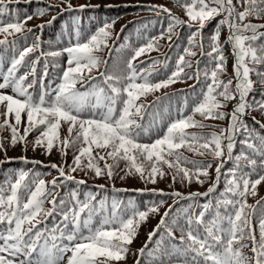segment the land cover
Segmentation results:
<instances>
[{
	"label": "snow or ice",
	"instance_id": "6c2138e0",
	"mask_svg": "<svg viewBox=\"0 0 264 264\" xmlns=\"http://www.w3.org/2000/svg\"><path fill=\"white\" fill-rule=\"evenodd\" d=\"M33 2L0 0V36L3 37L0 47L11 49L13 53L7 72H0V90L10 88L12 93L0 91V107L4 109L0 113L4 117L0 132L10 130V144L22 143L26 150L27 137L35 131L39 134L31 142L33 150L42 147L46 154H51L56 148L61 155H67L71 148L74 155L67 173L62 166L50 165L59 173L50 182L39 176L28 182L29 172L20 170L14 181L0 183V264H61L65 257L66 264H119L125 260L138 228L147 221L150 213L158 212V207L140 211L129 200L122 209L123 202L113 199L109 205L106 199L97 200L91 192L83 200L74 189L67 200L60 198L57 192L59 184L65 180L77 185L86 183L70 173L90 170L96 177L106 175L111 179L121 162L125 164L126 174L139 175L151 183L156 182L157 176L163 178L168 174L164 171L166 167L171 170L173 182L195 180L200 184L211 178L209 170L215 162V180L208 190L190 193L188 197L179 192L171 194L180 199L209 196L216 191L222 175L225 180L224 191L215 204L210 201L201 205L198 213L191 212L190 208L181 210L183 224L177 218L169 221L170 206L148 233L145 244L133 253L137 257L135 264H264V198L252 205L247 203V197L256 195L257 186L264 182V134L255 127L258 125L264 130V122L255 116L251 117L254 126L245 122L250 112L258 111L264 115V87L260 89V99L249 98L257 83L264 86V42L258 43L264 38V23L252 22L253 19L264 21V0H177L186 20L172 14L167 7L146 6L157 15L167 14L166 32L170 44L177 26L188 29L187 46L176 59L174 70L158 81L153 80L155 65L160 63L158 60H153L146 68L138 67L136 61L159 49L158 41L165 38L164 31L134 48L126 61L125 71L119 74L110 72L108 59L97 54L109 49L110 55L112 49L108 40L112 39L114 21L105 22L83 42L79 28H76V43L59 51H40L39 35L35 36L33 44L17 50V37L27 40V34L34 35L32 28L25 27L27 21L34 15L42 17L50 8L58 6L38 7L32 14L25 11L23 19L19 9L10 11L8 7L9 4ZM35 2L39 4L41 0ZM59 3L66 4L63 10L67 11H84L88 7L74 8L69 0H59ZM5 15L9 16L8 22L2 19ZM55 19L53 17L48 24ZM74 19L78 23L79 17ZM213 20L217 23L208 37L209 50L205 51L204 30ZM37 27L42 30L45 25ZM225 28L227 37L221 43V31ZM225 45L230 46L234 57L233 75L227 80L221 79L227 71ZM194 49H199V55L207 58L203 70L200 61L194 65L191 59H186L198 55ZM37 51L40 54L29 61L31 54ZM65 53L67 67L60 83L54 88L44 87L43 79L48 75L45 62L41 89L35 92L40 60L55 59ZM2 59L0 54V62ZM22 67L27 71L18 75ZM186 68H194V71L186 72ZM94 71L97 75L92 74ZM29 76L33 77L31 81ZM201 76L202 99L191 113L185 115L182 109L178 110L177 118L169 121L162 136L151 143H141L139 138L147 131L142 121L150 114L155 119L157 114L150 113V108L166 99L168 94L156 97L152 105L142 102L141 97L184 79L201 83ZM231 101H235L231 111H223ZM22 114L26 116L23 135L18 127ZM196 115L202 119H195ZM9 117H14V123ZM225 119L229 123L219 132L188 131L211 127L203 122L205 120ZM63 124L67 125L68 134L61 137ZM237 143L240 152L234 155ZM181 149L201 157L209 155L212 160L189 159ZM0 151H5L2 138ZM11 159L0 160V164ZM21 159L25 163H39L28 161L27 157ZM228 162H232V167L222 172ZM46 204L49 207H45ZM221 209H224L223 213ZM257 211L260 216L254 224ZM50 218L51 226L48 225ZM173 229L180 232L179 237ZM157 234L159 239L155 241V247L149 248ZM165 239L177 242L166 246Z\"/></svg>",
	"mask_w": 264,
	"mask_h": 264
},
{
	"label": "trees",
	"instance_id": "16d2710c",
	"mask_svg": "<svg viewBox=\"0 0 264 264\" xmlns=\"http://www.w3.org/2000/svg\"><path fill=\"white\" fill-rule=\"evenodd\" d=\"M69 2L74 8H79L81 5H88V7H86L84 11H67L63 10L66 9L67 5H61L59 0H41V3L39 4H37L35 0L32 4H9L8 7L10 11L14 9L20 10L21 19H23L25 11L32 14L38 7L47 8L49 4L58 5L50 8L44 16L39 17L34 15L33 19L27 21L25 27L32 28L34 30V35L27 34V40L17 37L16 49L22 50L24 47L33 44L35 36L39 35L41 37L40 51H59L76 43V28H79L80 40L83 42L95 33L99 27L103 26L105 22L112 23L114 21L111 29L112 39L108 40L109 48L112 49L110 55L109 49H103L97 54L108 59V70L110 72L119 74L125 71L126 61L131 57L134 48L146 43L150 37H158L160 33L164 31L165 38L158 41L159 49L151 51L148 55L141 56L139 60L136 61L138 67L146 68L151 65L153 60H158L160 63L155 65L154 72L156 74L153 76V80L158 81L165 79L168 75H170L171 71L174 70L176 59L179 55L183 54V49L187 46L188 29L185 26L180 25L175 28L170 44L167 39L168 34L166 32L169 23L167 14L160 13L157 15L155 12L149 11L146 7L150 5L164 6L170 9L172 14L175 16L186 20L187 17L184 14V10L181 8L177 0H69ZM95 5H99L100 7H92ZM108 5H112V7H107ZM53 17H56V19L51 24H48V21L52 20ZM76 17H79L78 23L74 19ZM2 19L5 22H8L9 16L5 15ZM252 22L264 23V21L256 19H253ZM216 23L217 20L211 21L204 30L205 51L209 50L207 47L208 37L214 30ZM41 24L45 25L42 30L37 27V25ZM226 37L227 29L225 28L221 31V43L225 41ZM0 38L3 37L0 36ZM9 39L11 40L13 37H9ZM259 42H264V38H262V41H258V43ZM224 47V54L227 59V71L221 76V79L227 80L233 75L232 64H234V57L231 55L230 46L225 45ZM194 50L197 51L198 55L196 57H186V59H191L194 65L196 61H200L201 63L199 66L203 70L207 64V58L199 55V49ZM0 54H2L3 58L2 62H0V72L6 73L13 53L11 49L4 50L0 47ZM39 54V51L31 54L28 58L29 61L35 59ZM67 59L68 57L66 53L55 59L48 57L47 61L42 58L40 63L37 65V76L35 78L37 83L34 91L39 92L41 89L40 79L44 70L45 62L48 64V75L44 77L43 85L45 88H54L58 83H60L62 72L67 67ZM140 60L145 61V63L140 64ZM25 71H27V69L22 67L18 75L23 74ZM185 71L191 73L194 71V68H186ZM92 74L97 75L95 71ZM252 78L253 80H256L255 76ZM32 79L33 77L29 76V81ZM77 87L79 88L80 85L78 84ZM262 87L264 86L257 83L255 85L256 90L250 94L249 98L251 99L252 96H255L256 99H260V89ZM203 89V77L201 76V83H197L195 79H184L177 81L168 88L161 89L153 94L147 95L146 97H141L142 102L152 105L156 97H164L165 93L168 94L166 99H161L150 108V113L157 114L155 119H153V116L150 114L142 121L147 131L145 134L140 136V142L151 143L155 139L162 136L166 131L169 121L177 118L178 110L182 109L185 115L190 114L191 109L199 102L200 99H202L201 93ZM0 91L5 92L6 94H12L10 88ZM234 104L235 101L228 102L227 107L222 110L230 112ZM252 116H255L257 119L264 122V115L260 112H250L245 117V122L248 123L250 127L254 126L253 121L251 120ZM195 119L201 120L202 118L199 115H196ZM203 122L211 127L204 129L190 128L188 131L205 133H210L212 131L219 132L220 128L227 127L229 123L228 119L205 120ZM25 123L26 122H24V124L21 123V125L18 126L21 135H23ZM63 125L64 129L60 130L61 137L67 136L68 134L67 125ZM255 127L258 131H261V134H264V130H260L258 125H255ZM4 132L5 134L0 132V138L3 139L5 149V151H0V160H6V158L12 159L10 162L0 164V183H4L5 181H14L20 170L29 172L28 182H31L35 176H39V178L44 179L46 182H50L54 177L59 176L58 171L50 167L51 164L55 163L64 167L66 173L68 172L69 166L72 165L74 149H68L67 155H61L60 151L56 148L52 150L51 154H46L44 148L42 147H36L35 150H33L31 142L34 141L39 134L34 131L27 137V141L29 143L27 149L25 150V147L22 146L21 143H17L15 146H12L10 144V130L5 129ZM181 151L189 159L206 161L212 160V157L209 155L201 157L185 149H181ZM23 152H28L33 156H37L38 160L22 155ZM239 152L240 145L237 143L234 155ZM22 157H27L28 161H39V163H25L24 160L21 159ZM48 158H50L51 161L48 160ZM108 162L112 163L111 160ZM100 164L101 167H103V161H101ZM215 166L216 163L214 162L212 169L209 170L211 178L206 180L203 184L197 183L195 180L191 183H188L187 181L173 182L170 174L171 170L166 167L164 171L168 174H166L163 178L157 176L156 182L151 183L145 179H141L139 175L126 174L127 170L125 168V164L124 162H121L119 167L115 169L114 175L111 179H109L106 175L96 177L94 172L90 170H78L77 172L70 173L77 180H85L86 183L83 185H77L72 181L65 180L62 184H59L58 181L59 186L57 192L59 197L65 200L69 199V193L73 189L76 190L81 200L85 199L86 194L91 192L96 195L97 200L106 199L109 205L113 199L123 202L121 205L122 209L127 206L129 200L133 201L135 208L140 211H144L152 206L158 207V212L150 213L147 221L140 225L136 238L132 244L129 245V254L125 260L119 262V264H135L137 257L133 253H137L138 249L145 244L148 239V233L159 223L164 212L168 211L170 206L172 211L169 221L172 218H177L179 222L183 224L184 214L181 211L182 209L190 208L191 212L198 213L201 205L210 201L215 204L216 199L225 188L223 175L221 176V180L216 188V191L211 193L209 196H197L192 199H180L171 195L174 192H179L183 197H188L190 193L206 192L215 180ZM231 167L232 162H228L225 164V168L222 172L227 171V169ZM253 179H255V177H253ZM100 185H103L104 187H98ZM262 198H264V182L257 186L256 195H249L247 197V203L252 205L255 204L257 200H261ZM161 201H163V203H161ZM45 207H49V205L46 204ZM128 211L130 212L131 209L129 208ZM223 212L224 209H221V213ZM259 216L260 211H257L256 218L253 220L254 224ZM57 219L59 218L57 217ZM51 224L52 220L50 218L48 225L51 226ZM173 230L175 231L176 236L179 237L180 232L177 229ZM158 239L159 234L153 238V243L149 244V248H154L155 241ZM176 242L177 241L165 239L166 246ZM244 251L247 253L249 252V249H244ZM68 255H70V253H68ZM61 264H66V257Z\"/></svg>",
	"mask_w": 264,
	"mask_h": 264
},
{
	"label": "rangeland",
	"instance_id": "374dc122",
	"mask_svg": "<svg viewBox=\"0 0 264 264\" xmlns=\"http://www.w3.org/2000/svg\"><path fill=\"white\" fill-rule=\"evenodd\" d=\"M232 66H233V64H232ZM3 111H4V109H3L2 107H0V113H2ZM3 120H4V117H3L2 115H0V122H3ZM9 120H10L11 123H14V117H9ZM24 122H26V116H24V115L22 114V122H21V123L24 124ZM23 124H22V125H23ZM65 125H66V124H65ZM61 129H64V125H62ZM2 133L5 134L4 131H2ZM21 144H22V143H21ZM22 146H24V144H22ZM22 155H26L27 157H29V158H31V159L38 160V157H37V156H33V155H31L30 153H28V152H23ZM48 160L51 161L50 158H48Z\"/></svg>",
	"mask_w": 264,
	"mask_h": 264
}]
</instances>
